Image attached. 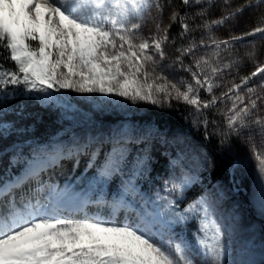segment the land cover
Returning <instances> with one entry per match:
<instances>
[{"label": "snow or ice", "instance_id": "6c2138e0", "mask_svg": "<svg viewBox=\"0 0 264 264\" xmlns=\"http://www.w3.org/2000/svg\"><path fill=\"white\" fill-rule=\"evenodd\" d=\"M216 3L180 0V7L201 9L195 16L203 23L192 24L195 17L188 12L181 15L172 0H0V49L5 60L14 62V69L0 63V115L10 85L41 94L44 102L56 100L53 93L71 90L159 108H171L173 101L184 103L195 110L193 124L202 125L208 135L205 111L224 104L220 111L224 129L217 130L220 145H228L233 137L243 139L264 177V61L257 58L254 44L244 54L254 70L239 76V82L225 79L239 72L242 58L235 42L257 34L264 38V0H245L235 9L230 0H223L225 13L218 19H204L207 7ZM245 8L257 10L254 28L227 40L212 35ZM166 9H170L167 23ZM173 25L180 27L181 43L175 47L172 63L190 73L191 81L175 80L164 70L169 59L166 48L177 43L171 36ZM198 29L204 34L196 38L192 33ZM187 57L190 64L184 62ZM216 89H221L219 95ZM201 90L210 98L202 99ZM12 130L0 124V141ZM81 151L77 148L65 155L57 150L47 154L45 161L33 162L22 176H0V264H233L227 237L203 198L183 213L175 210V199L159 197L162 203L148 211L146 206L132 207L122 195L110 203L95 201L110 210L108 219L71 222L58 215L66 192L45 185L40 175L46 167ZM114 170L110 161L100 177ZM32 181L38 187L29 191ZM192 182L184 175L172 182L170 191L183 195ZM131 190L126 186L124 193ZM83 203L93 201L89 197ZM122 211L125 222H115L113 217ZM189 222L193 230H177L188 228Z\"/></svg>", "mask_w": 264, "mask_h": 264}, {"label": "trees", "instance_id": "16d2710c", "mask_svg": "<svg viewBox=\"0 0 264 264\" xmlns=\"http://www.w3.org/2000/svg\"><path fill=\"white\" fill-rule=\"evenodd\" d=\"M222 1L217 0L212 7L219 6ZM172 2L179 8L181 15L188 12L195 17L190 23L201 24L202 20L195 16L201 10L199 6L183 8L180 7V0ZM212 7H207V10ZM247 9L249 8L238 15L246 14ZM224 13H219L214 19ZM234 19L216 27L212 33L226 25L235 26L233 30H237ZM241 26H245L244 23ZM249 30L250 26L247 25L245 32ZM179 31V25H173L171 36L177 40L171 49L173 60L176 55L175 47L181 43L178 39ZM243 33L240 30L234 34L228 31L227 34L224 32V36L216 38L227 40L232 35ZM202 34L203 30L198 29L192 36L199 38ZM253 44L258 50L257 58L264 61V38L260 34L235 42V49L242 60L239 72L234 71L231 76L225 77L226 80L236 79L239 82V76L248 75L254 70L252 62L244 55L252 51ZM201 54L202 51L197 52V55ZM4 55L3 49H0V63L6 68L14 69V62L5 60ZM184 62L190 64L191 57L185 58ZM172 69L178 77L186 73L176 64H173ZM215 91L219 95L221 89ZM40 95L28 93L23 86H8L0 123L13 124L17 130L7 133L0 141V176H22L33 162L45 161L47 154L63 150L67 155L69 150L82 149L78 156L46 167L40 175L43 183L49 182L62 193L66 192L63 198L68 206L60 214L72 222H93L98 217L108 219L110 210L95 201L103 199L110 203L120 199L122 195L132 207L140 209L146 206L148 211H152L154 205L162 203L158 200L159 197L175 199V210L183 213L190 203L201 198L203 190L197 185H189L183 195L170 191L172 182L178 180L180 175L175 158L182 151L181 140L196 141L210 157L213 166L202 178L207 185L227 188L231 193L230 197L240 203L243 209H252L250 181L245 180L243 171L245 149H240L243 139L233 137L226 146L219 143L217 130L224 129V118L220 115L224 104L205 111V116L210 121L206 135L202 125L193 124L195 110L184 103L173 101L171 108L149 105L143 113L130 112L95 118L81 108L58 105L61 99L55 93L53 95L57 99L49 102L42 101ZM206 97L210 98L209 95ZM2 98L3 94H0V99ZM212 121L216 123L213 124ZM237 160L242 162V166H237ZM110 161L114 162L115 170L110 176L101 178L100 171ZM126 186L132 189L127 194L124 193ZM37 187L38 182L32 181L28 190H35ZM89 197L93 203L84 205L83 201ZM113 219L117 223L125 222L124 212ZM193 228L194 225L189 222L188 228L178 226L177 230L188 233Z\"/></svg>", "mask_w": 264, "mask_h": 264}, {"label": "rangeland", "instance_id": "374dc122", "mask_svg": "<svg viewBox=\"0 0 264 264\" xmlns=\"http://www.w3.org/2000/svg\"><path fill=\"white\" fill-rule=\"evenodd\" d=\"M230 3L232 9H235L244 4L245 0H230ZM226 9L227 6L222 1L219 6L208 9L204 19L212 20L216 18L219 13L225 12ZM169 12L170 9L165 10V23H167ZM257 18V10L255 8H249L246 14L241 16L238 15L234 19L237 30H233L235 26L226 25L219 31L212 33V35L215 37L224 36V32L227 34L228 31H232L233 34L236 32L239 33V30L240 32H245L247 25L250 26V29L256 26ZM148 23L150 26V21ZM243 23L245 26L242 27L241 25H243ZM172 46L173 45H169L166 48L169 59L164 61V70L175 80L191 81L190 73L186 72L178 77L177 73L172 69ZM55 94L59 95L61 99L58 105L81 108L95 118L111 114L118 116L130 112L143 113L146 111L147 106L150 105L142 102L133 104L131 101L125 100L122 97H108L99 93L78 94L71 90H62L60 93ZM200 95L202 99H207L206 96H208V93L201 90ZM0 124L10 125L11 129L17 130L13 124L6 122ZM256 142L259 146V137H257ZM180 146L182 151L180 155L175 158L180 174L179 178L188 175L193 178V182L190 186L197 185L203 190L201 198L205 199L214 210L215 219L221 225L222 231L227 237L230 248V259L233 261V264H264V177H261L258 171L257 161L253 158L248 144L243 140L240 149L243 147L245 149L243 171L245 180L250 181L249 193L252 206L250 211L243 209L240 203L232 199L230 197L231 193L227 188L222 189L218 185L209 186L202 179L204 173L210 168L205 161L211 162V159L199 143L194 140H181ZM240 165L242 166V162L237 160V166ZM44 184L54 186L47 182ZM60 203L63 209L66 208L67 201L64 198L61 199ZM58 215H61L60 212Z\"/></svg>", "mask_w": 264, "mask_h": 264}]
</instances>
